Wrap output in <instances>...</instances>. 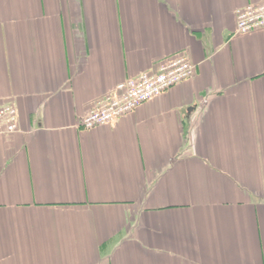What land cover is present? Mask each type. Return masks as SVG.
I'll list each match as a JSON object with an SVG mask.
<instances>
[{"label":"crops","instance_id":"1","mask_svg":"<svg viewBox=\"0 0 264 264\" xmlns=\"http://www.w3.org/2000/svg\"><path fill=\"white\" fill-rule=\"evenodd\" d=\"M264 0H0V264H264ZM192 80L91 131L169 59Z\"/></svg>","mask_w":264,"mask_h":264},{"label":"built area","instance_id":"2","mask_svg":"<svg viewBox=\"0 0 264 264\" xmlns=\"http://www.w3.org/2000/svg\"><path fill=\"white\" fill-rule=\"evenodd\" d=\"M236 36L264 32V4L249 5L236 12ZM196 67L186 56L162 62L157 71L145 72L119 83L115 91L98 99L93 108L81 119L79 127L91 131L97 127L115 123L144 104L153 101L176 86L194 78ZM19 131V114L14 104L0 109V137H8Z\"/></svg>","mask_w":264,"mask_h":264}]
</instances>
